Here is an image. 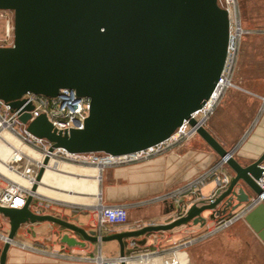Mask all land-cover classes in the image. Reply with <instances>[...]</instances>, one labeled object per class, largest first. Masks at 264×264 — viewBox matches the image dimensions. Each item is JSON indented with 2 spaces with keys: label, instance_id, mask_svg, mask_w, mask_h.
<instances>
[{
  "label": "water",
  "instance_id": "water-1",
  "mask_svg": "<svg viewBox=\"0 0 264 264\" xmlns=\"http://www.w3.org/2000/svg\"><path fill=\"white\" fill-rule=\"evenodd\" d=\"M0 9L15 11L14 46L0 47V99L19 111L30 133L71 153L130 154L168 140L185 120L195 125L191 115L214 92L227 59L230 20L218 0H0ZM61 89L90 100L83 129L58 131L45 115L32 119L33 105L20 100L27 92L56 97ZM198 135L226 161L232 179L187 208L185 200L170 205L167 213L183 210L172 221L99 238L59 216L34 213L30 197L22 209L0 206L10 220L8 238L25 223L48 221L76 235L62 236L69 247L116 241L124 256L128 244L138 250L153 234L205 224L207 211L211 220L231 216L262 194L264 153L238 161L206 127ZM246 221L264 243V200ZM9 251V242L0 247V264Z\"/></svg>",
  "mask_w": 264,
  "mask_h": 264
},
{
  "label": "built area",
  "instance_id": "built-area-1",
  "mask_svg": "<svg viewBox=\"0 0 264 264\" xmlns=\"http://www.w3.org/2000/svg\"><path fill=\"white\" fill-rule=\"evenodd\" d=\"M218 4L228 12L230 20L228 53L221 78L202 108L191 115L190 119H194L196 124L191 125L190 120H185L168 140L160 144L124 155H112L105 152L76 154L65 148H52V144L47 139L37 137L28 131L27 125L19 119L18 110H14L9 103L0 99V206L22 209L31 197L30 208L37 214H46L45 211L48 209L61 207L72 208L75 212L93 211L95 213V231L99 238L109 235L110 226L127 224L129 213L126 205L110 206L102 202L100 186L104 171L108 168L124 167L150 160L187 143L198 135L200 127H206L226 91L234 86L233 78L239 62L243 36L250 34V31L248 32L242 27L238 0H218ZM0 22L4 25V33L0 37V47H13L15 11L0 9ZM20 100L24 101L23 107L28 104L33 105L30 110L32 119L45 115L58 131L83 129L90 114V100L79 96L73 89H61L56 97L27 92ZM224 165H226V161L220 159L214 169L205 173L194 183L188 184L186 189H181L171 196L155 197L150 202H165L170 197L177 200L183 191L195 192L198 188L197 185L203 187L208 182H214L217 190L224 189L232 179L230 171L227 173L221 170ZM41 170H44V174L38 181ZM46 173L57 176L55 181H62L67 186L60 188L57 185L44 182ZM88 181H95L98 186L96 192L89 190L83 192L84 188L81 184ZM258 184L262 189V194L243 205L231 216L218 218L204 233L198 236L174 242L167 248H145L130 255H118L117 257H105L100 251L95 257L88 258L96 264H182L179 258L180 250L203 243L226 231L264 200V173L258 180ZM35 185H37L36 189H34ZM42 190H45V193ZM78 195H84L90 200L82 204L69 200V198ZM150 224L138 223L137 228ZM0 242L3 244L9 242L10 249H16L23 253L32 252L62 257L59 251L48 249L44 243H20L16 238L11 240L8 238V234L1 232Z\"/></svg>",
  "mask_w": 264,
  "mask_h": 264
},
{
  "label": "crops",
  "instance_id": "crops-1",
  "mask_svg": "<svg viewBox=\"0 0 264 264\" xmlns=\"http://www.w3.org/2000/svg\"><path fill=\"white\" fill-rule=\"evenodd\" d=\"M254 33L257 34V38L249 39L251 46L248 45L246 48L248 43L245 41L242 43L243 48L241 47L234 76L236 79L233 81L234 86L226 91L222 99L223 104L217 109L209 121V126L206 127L225 149L233 152L234 158L238 161L257 160L264 153V62L260 60L263 54L261 46L257 47L253 42L261 44L264 41V30H255ZM219 162L218 155L198 136L175 147L167 154L124 167L106 169L100 186L103 204L126 205L129 213V222L124 225L110 226L109 234L137 228L138 223L162 224L181 216L183 210L167 213L171 208L170 205L177 206L180 200H185L187 208L200 201L203 196L212 195L216 189L215 183L208 182L203 187L197 185L195 192L183 191L182 195L176 198L177 200L170 197L165 202L151 203L150 201L155 197L171 196L181 189H186L188 184L202 178ZM221 170L227 173L230 171L227 165H224ZM56 177L50 173L47 177L49 183L61 188L67 186L62 181H55ZM81 185L84 188L83 192L85 190L96 192L98 187L95 181L84 182ZM69 200L82 204L90 199L84 195H78ZM51 211V215L59 216L87 230H95L93 211L75 212L69 207L54 208ZM210 215L211 211L204 214L207 218L205 224L185 225L172 231L153 234L148 243L138 250L128 244L126 254L130 255L145 248H167L174 242L198 236L217 221L211 220ZM240 222H242L241 225L234 231L230 227L229 232L226 233V230L205 243L194 246L204 247L207 250H230L235 256H243L241 264H264V251L259 254L258 247H255V243H259L264 248L263 241L246 221V216ZM0 223H2L1 219ZM9 228L6 226L5 234H9ZM66 233L76 236L48 221L23 224L17 233L16 240L29 244L44 243L48 249L59 251L62 257L32 252L23 253L10 249L6 264H96L90 258L95 257L100 251L105 257L120 255V245L116 241L87 242L84 248L69 247L61 242L62 236ZM251 249L257 251L258 254L251 252ZM234 262L239 261L237 259ZM230 263L232 264V261Z\"/></svg>",
  "mask_w": 264,
  "mask_h": 264
},
{
  "label": "rangeland",
  "instance_id": "rangeland-1",
  "mask_svg": "<svg viewBox=\"0 0 264 264\" xmlns=\"http://www.w3.org/2000/svg\"><path fill=\"white\" fill-rule=\"evenodd\" d=\"M238 5H239V11H240V18L242 21V27L248 32L249 30L252 31V33L250 31V34H245L243 36V41L248 43L246 46V48H248V45L249 46L252 45V43H249L250 42L249 39L257 38L256 37L257 34L254 33L255 30H264V0H238ZM3 33H4V25L0 22V37L1 35H3ZM253 42H254V45H256L257 47L258 45L261 46L263 54L260 60L261 62L262 61L264 62V41H262L261 44H259L256 41H253ZM260 67H261V64H260ZM233 81H236L235 77L233 78ZM223 101L224 100H221V103L218 106V108L223 104ZM215 119L217 120V117ZM209 123L210 122L206 124V127L209 126ZM198 136L199 135H196L194 138ZM44 180L46 181L48 180V178L44 177ZM50 212H52L50 209L45 211L46 214H50ZM0 219L2 220V223L0 225V232L5 233L7 232L6 226H9L11 228L9 217L0 212ZM241 223L242 222L240 221H239V224L237 222L236 223L237 225L235 224L230 229L231 230L233 229L234 231L236 228H238V226L241 225ZM230 229H227L226 233L229 232ZM210 239L212 238H209L208 240ZM206 241H204L203 243H205ZM3 245L4 244L0 242V247H2ZM256 246L259 249V254L262 251H264V248L262 247L261 244L255 243V247ZM251 252H253L256 255L258 254V252L257 251L255 252L254 249H251ZM242 257L243 256H235L234 253L230 252V250H227V249L207 250L204 247L198 248V246H194V247L191 246V247H188V248H185L179 251V258L182 264H231L230 261H232V264H241L240 261L243 260ZM237 259L240 263L234 262Z\"/></svg>",
  "mask_w": 264,
  "mask_h": 264
},
{
  "label": "bare ground",
  "instance_id": "bare-ground-1",
  "mask_svg": "<svg viewBox=\"0 0 264 264\" xmlns=\"http://www.w3.org/2000/svg\"><path fill=\"white\" fill-rule=\"evenodd\" d=\"M49 175H50V173H47L45 177L47 178V177H49ZM44 182H46V183H49V181H48V180H46V181L44 180ZM50 184H51V183H50ZM58 187H60V186H58ZM60 188H61V187H60ZM42 192H44V193H45V190H42Z\"/></svg>",
  "mask_w": 264,
  "mask_h": 264
}]
</instances>
